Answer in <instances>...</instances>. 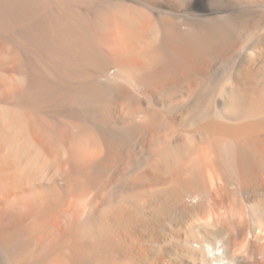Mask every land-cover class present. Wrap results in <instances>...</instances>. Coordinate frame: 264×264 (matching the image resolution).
Returning <instances> with one entry per match:
<instances>
[{
  "label": "bare ground",
  "instance_id": "bare-ground-1",
  "mask_svg": "<svg viewBox=\"0 0 264 264\" xmlns=\"http://www.w3.org/2000/svg\"><path fill=\"white\" fill-rule=\"evenodd\" d=\"M0 264H264V0H0Z\"/></svg>",
  "mask_w": 264,
  "mask_h": 264
}]
</instances>
